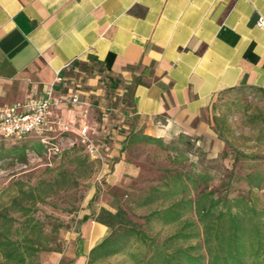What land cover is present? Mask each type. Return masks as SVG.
<instances>
[{
  "label": "crops",
  "instance_id": "0c3cea01",
  "mask_svg": "<svg viewBox=\"0 0 264 264\" xmlns=\"http://www.w3.org/2000/svg\"><path fill=\"white\" fill-rule=\"evenodd\" d=\"M261 17L264 0H0V107L76 93L79 103L56 105L52 119L100 133L110 104L101 79L109 75L129 106L130 130L163 141L207 135L219 94L246 87L264 97ZM124 140L115 137L113 165L100 173L107 203L83 212L75 248L53 253V264L63 257L89 264L94 249L128 227L118 220L123 206L113 192L129 188L134 175ZM23 142L39 145L34 137ZM14 143L1 142L0 153ZM48 143L60 155L79 144L75 134L58 132Z\"/></svg>",
  "mask_w": 264,
  "mask_h": 264
},
{
  "label": "rangeland",
  "instance_id": "374dc122",
  "mask_svg": "<svg viewBox=\"0 0 264 264\" xmlns=\"http://www.w3.org/2000/svg\"><path fill=\"white\" fill-rule=\"evenodd\" d=\"M207 116L211 123L207 135L129 146L127 166H132L133 181L126 190L113 191L122 202L117 216L124 226L132 227L161 209L160 203L145 204L159 196L155 191L174 193L182 188L194 198L196 189L206 190L217 200L247 197L244 178L251 175L263 180L251 197L258 200V208L264 207V97L246 87L229 90L213 100ZM66 152L55 162L31 157L26 166L15 163L0 171V264H43L48 259L53 264V253L64 255L75 248L83 212L98 211L107 203L100 173L111 166L90 163L80 148L68 158ZM149 224V234L158 235L159 242L178 231L153 217ZM194 243L192 239L189 244ZM180 245L181 241L171 242L169 252ZM60 264L67 260L63 257ZM100 264L122 263L112 259Z\"/></svg>",
  "mask_w": 264,
  "mask_h": 264
},
{
  "label": "trees",
  "instance_id": "16d2710c",
  "mask_svg": "<svg viewBox=\"0 0 264 264\" xmlns=\"http://www.w3.org/2000/svg\"><path fill=\"white\" fill-rule=\"evenodd\" d=\"M93 69L88 70L91 72ZM101 84L107 91L110 101L109 106H106L100 114L101 131L94 140L100 149L102 159H90L79 144L65 155L68 158L80 148L83 157L89 159L90 163L102 161L104 167H112L111 154L115 137L123 135L125 162L126 165H130L127 156L130 145L136 141L161 144L163 140L130 130L131 125L129 124L128 127L125 119V116L129 117V106L126 99L119 95L117 82L109 75H104ZM26 139L15 141L8 151L0 153V171L11 169L15 163L26 166L32 156L52 162L61 158L62 155L51 143L44 144L40 139L35 138L39 143L35 146L32 142H23ZM77 156L79 157V154ZM52 162L48 164L49 167ZM133 178H130V183ZM244 180L249 187L248 196L232 199L217 200L213 197V193L197 189L194 198L189 196L187 189L182 188L174 193L169 190L155 191L159 196L155 200H148L145 204L160 203L161 209L152 213L151 217L142 218L143 221L140 219L139 223L135 221L138 219L136 218L132 227L121 228L115 232L111 238L91 252L89 264H100L112 259H119L122 264H262L264 207L258 208L256 205L258 200H253L251 197L252 189L261 187L262 179L251 175ZM255 181L259 183L256 184ZM171 198L175 200L170 201ZM189 213L193 214L192 217ZM152 217L164 226H177L178 231L167 237L165 241L159 242L158 235L152 236L148 231ZM192 239H195V243L190 245ZM173 241H181V245L169 252L168 247L171 246L168 245ZM7 257L11 259L13 254L10 253Z\"/></svg>",
  "mask_w": 264,
  "mask_h": 264
},
{
  "label": "built area",
  "instance_id": "2783aa9c",
  "mask_svg": "<svg viewBox=\"0 0 264 264\" xmlns=\"http://www.w3.org/2000/svg\"><path fill=\"white\" fill-rule=\"evenodd\" d=\"M257 26L264 29L263 17L259 18ZM62 82L63 78L59 74L56 83ZM78 103L79 96L76 93L56 100L52 92H48L44 97H30L23 102L0 107V142L20 141L35 137L47 144L48 136L54 132L60 134L73 133L78 137L79 145L84 148L90 159L101 160L100 149L94 141L98 135L97 130L86 126L74 129L60 120L52 119V108L56 105H75Z\"/></svg>",
  "mask_w": 264,
  "mask_h": 264
}]
</instances>
